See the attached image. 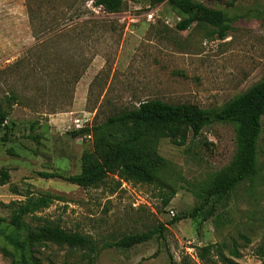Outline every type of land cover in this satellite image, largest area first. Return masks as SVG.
I'll return each mask as SVG.
<instances>
[{"label": "rangeland", "instance_id": "rangeland-1", "mask_svg": "<svg viewBox=\"0 0 264 264\" xmlns=\"http://www.w3.org/2000/svg\"><path fill=\"white\" fill-rule=\"evenodd\" d=\"M94 1L0 0V169L11 174L0 187V264H204L197 248L210 244L222 254L215 250L210 264H264V118L257 175L215 204L206 221L208 211L171 224L201 205L233 160L231 124L214 123L197 138L190 133L183 146L143 138L131 160L153 172L155 184L118 186L110 176L84 189L61 178L131 140L137 127L107 120L140 102L218 109L263 81L264 0L231 7L232 0H185L223 12L230 27L224 39L205 24L178 30L185 16L168 0H124L112 14ZM45 195L52 204L37 216L91 236L101 248L93 262L67 246L29 245L43 222L27 217L20 229L10 225L12 202ZM161 226L160 235L130 250L107 247Z\"/></svg>", "mask_w": 264, "mask_h": 264}, {"label": "trees", "instance_id": "trees-1", "mask_svg": "<svg viewBox=\"0 0 264 264\" xmlns=\"http://www.w3.org/2000/svg\"><path fill=\"white\" fill-rule=\"evenodd\" d=\"M150 1L152 6H159L167 0ZM235 1L232 0L227 5L231 7ZM168 3L185 16L177 25L178 30L186 31L193 24H205L215 28L220 39L228 36L230 27L226 24L224 13L221 10L210 8L195 1L168 0ZM94 7H102L103 11L109 14L117 13L124 7V0H95ZM2 114L0 104V122L3 123L4 116ZM263 118L264 80L218 109H203L196 104H170L160 100L140 102L137 107L107 120V124L131 123L137 127L138 130L131 140L117 146L114 150H110L102 163L85 167L79 175L62 176L61 178L84 189L98 187L104 184L110 176L118 178V186H121L122 182L155 184L157 181L156 175L149 169L136 165L131 160L133 151L143 138L169 139L174 144L183 146L190 133L194 138H197L206 127L214 123L231 124L234 127L237 143L233 160L212 179L201 205L189 214L175 217L171 224L174 225L184 219L196 218L201 212L208 211V214L204 217L206 221L214 215L215 204L219 203L224 196L232 192L240 183L249 181L257 175ZM87 131V129H82L74 132L73 135L80 136ZM10 181V171L1 168L0 187L8 185ZM175 196L176 192H170L164 205L167 206ZM51 204L52 199L46 195L27 197L24 201H14L11 203L12 215L9 223L11 226L20 229L27 217L43 222V226L30 232L27 237L29 245L52 243L58 246H67L71 249L83 251L86 258L93 262L101 248L91 236L79 232H68L59 223L37 216L41 211L48 209ZM209 206L210 208L207 210ZM4 222L5 220L0 218V237ZM163 229V226H161L147 232L130 234L107 247L130 250L151 241L154 237L160 235ZM215 250L218 252L217 256L222 257L217 244L197 248L196 256L202 263L210 264ZM261 253L264 254L262 249ZM171 260V264H175L173 258Z\"/></svg>", "mask_w": 264, "mask_h": 264}, {"label": "built area", "instance_id": "built-area-1", "mask_svg": "<svg viewBox=\"0 0 264 264\" xmlns=\"http://www.w3.org/2000/svg\"><path fill=\"white\" fill-rule=\"evenodd\" d=\"M103 8L102 7H99V10H102ZM124 185H127V183L125 182V183H123Z\"/></svg>", "mask_w": 264, "mask_h": 264}]
</instances>
